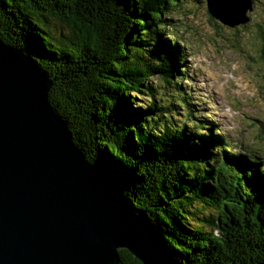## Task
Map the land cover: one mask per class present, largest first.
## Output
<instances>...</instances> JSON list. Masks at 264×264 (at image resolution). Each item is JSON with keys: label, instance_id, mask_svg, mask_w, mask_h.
I'll list each match as a JSON object with an SVG mask.
<instances>
[{"label": "trees", "instance_id": "16d2710c", "mask_svg": "<svg viewBox=\"0 0 264 264\" xmlns=\"http://www.w3.org/2000/svg\"><path fill=\"white\" fill-rule=\"evenodd\" d=\"M184 1L0 0V40L46 76L48 102L74 145L118 179L132 212L147 221L171 258L179 264H259L260 159L229 154L226 140L219 143L210 130L203 135L195 123L157 126L170 110L158 104L156 87L148 83L157 78L167 88L181 80L177 45L162 36ZM131 94L147 101L134 103ZM193 209L214 210L215 216L194 220ZM118 256L119 264H142L126 250Z\"/></svg>", "mask_w": 264, "mask_h": 264}, {"label": "water", "instance_id": "95a60500", "mask_svg": "<svg viewBox=\"0 0 264 264\" xmlns=\"http://www.w3.org/2000/svg\"><path fill=\"white\" fill-rule=\"evenodd\" d=\"M227 1L206 0L210 16L246 24L250 0L241 11ZM50 87L30 58L0 40V264H119V250L142 264H179L111 171L74 145L48 102Z\"/></svg>", "mask_w": 264, "mask_h": 264}, {"label": "rangeland", "instance_id": "374dc122", "mask_svg": "<svg viewBox=\"0 0 264 264\" xmlns=\"http://www.w3.org/2000/svg\"><path fill=\"white\" fill-rule=\"evenodd\" d=\"M169 17L171 27L165 28L162 38L175 37L181 42L178 46L183 59L178 71L182 79L178 88L188 94L186 100L175 85L166 88L157 78L149 81L151 88L156 87L155 100L170 110L171 117L159 118L157 126L195 121L212 129L216 138L227 140L231 153L255 151L264 162V135L260 134V129L264 130V64L258 54L264 37V0H252V10L246 13L248 22L233 27L211 19L205 0H185ZM134 97L139 105L147 101ZM182 99L188 114H182V106H174ZM223 108L236 112L226 114ZM192 211L197 213L193 219L215 216L214 210L201 214L198 209Z\"/></svg>", "mask_w": 264, "mask_h": 264}, {"label": "bare ground", "instance_id": "6f19581e", "mask_svg": "<svg viewBox=\"0 0 264 264\" xmlns=\"http://www.w3.org/2000/svg\"><path fill=\"white\" fill-rule=\"evenodd\" d=\"M225 1H227V0H225ZM226 3L228 4L227 6H231V7L235 8L237 11H241L242 9L246 8V3L243 2V0L227 1ZM212 4H213V2H212ZM232 10H234V9H232Z\"/></svg>", "mask_w": 264, "mask_h": 264}]
</instances>
